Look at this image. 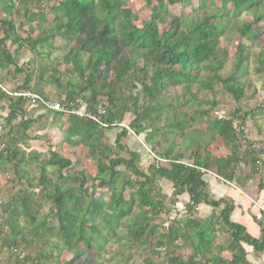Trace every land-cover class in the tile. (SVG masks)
Returning <instances> with one entry per match:
<instances>
[{"label":"trees","instance_id":"1","mask_svg":"<svg viewBox=\"0 0 264 264\" xmlns=\"http://www.w3.org/2000/svg\"><path fill=\"white\" fill-rule=\"evenodd\" d=\"M127 1L56 0L50 7L53 19L48 24L49 27L46 31L42 29L43 33L34 38L30 35L21 37L16 32L14 23L4 16L0 17V69L6 70L8 74L11 72L10 66H13L15 73L24 71L22 67L17 66L15 56L7 47V41L16 45L17 49L27 47L42 54V46L46 44L53 48V42L48 40L59 36L63 40V47L67 48L63 56L64 63L70 67L64 68V74H68L66 81L57 75L59 70L56 68L51 71L50 78H46L48 83H55L58 88L64 90L65 96L57 100H71L79 96L89 104L102 101L107 106V120L121 122L122 115L128 108L124 101L125 95L120 94L119 88L139 82L142 109L134 110V117L129 123L136 133L144 131L146 126L142 122L147 120L152 108L162 109L166 104L171 105V101L166 100L168 91L180 89L182 93L172 95V99L179 101L182 96L189 102L195 100L201 91H214L215 84L220 83L235 101L240 100L244 91L243 75L246 74L249 61L247 42L258 38L259 32L254 25L264 19V0H220V7L212 12L204 9L200 15L171 16L169 26L162 29L159 23L164 21L167 5L186 4L190 0H145L150 12L140 25L135 23L138 17L126 6ZM9 2L12 3V0ZM198 2L203 8L207 5L206 0ZM243 10L251 13V20L237 17ZM44 17V12L40 11L38 20H44ZM232 34L239 37L232 59L233 69L229 75L222 77L220 70L225 65L227 50L221 46L220 39ZM255 61L258 64L256 70L264 73V47L256 53ZM32 75V72H25V89L18 92H25L27 89L45 100H50L44 96L41 89L33 90L28 85ZM38 78L43 79L42 70ZM3 98L6 99L9 110L6 115V121L10 125L8 135L11 136L17 131L20 134V127L27 128L31 120L20 122V126H13L11 121L21 113L28 98L10 95L0 87V99ZM136 105L135 99L134 107ZM240 110L241 108H238L235 112ZM250 112L253 111L245 112L243 119ZM156 114L153 115L155 118ZM68 123L64 132L67 136L82 133L78 137L79 141L93 149L96 167L106 174L94 179L99 180L98 185L108 186L112 194L107 202L102 195H88L82 173L71 176V180L79 181L78 192H74L69 184L60 187L56 182L51 183L44 175L39 179L40 185L54 188V192H49L47 197L52 201L51 213L58 223L56 233L63 244L72 251L73 260L81 258L80 264H91V260L84 256L85 253L93 249L101 251L108 240L115 239L122 220L128 229L126 235L131 240L139 242L143 234L150 233L151 228H148L147 224L150 219L149 212L158 214L161 209V201L153 195L155 182L159 177L172 183L175 194H188L189 198L185 204L188 208L193 209L203 203L209 205L213 212L218 211L215 219L229 231V246L235 250L229 260L212 254L215 237V221L212 216L202 221L190 217L179 218L176 222L183 226H168V239L189 242L193 253L187 259L173 254L168 258L169 264H210L211 260L216 264H246L241 242L252 245L254 251H264V228L261 230L260 239L247 235L243 226L229 219L233 209L232 203L224 198L213 199L202 177L207 169L214 166L218 175L225 179L232 178L233 165L241 159L239 147L235 143L236 134L232 118H214L209 120L207 125L213 133L223 139L226 146H230L229 155L213 156L203 143L196 140L193 141L196 149L191 153V161L185 162L182 159L183 153L174 151L175 144L172 143L159 153V157L167 160L168 165L152 163L148 165L146 172L136 164L140 159L138 152L129 151L128 158L110 156L109 146L102 145L98 138L103 128L91 119L68 116ZM14 127L17 130H14ZM126 133L127 130L123 129L116 134V146L124 147L120 140ZM151 137L152 133L146 134L147 140L150 141ZM17 150L18 148H13L9 152L8 160L16 159ZM47 163L57 166V182L70 179L68 175L62 174L63 169L72 165L70 159L51 151ZM121 166L122 169L119 168ZM127 171L134 174V178L127 176ZM128 185L132 188L126 193ZM82 188L84 190H81ZM23 193L20 191L12 204L4 207L7 217L5 216L4 222L2 220L0 224V235L5 232L7 222L12 229L17 228V224L10 221L14 216H18L20 211L30 216L32 223L35 220L33 206H30L33 194ZM3 205L4 202L1 201L0 211ZM105 205L109 210L104 209ZM144 241L147 242L146 239ZM3 245H8L11 250L18 249L19 240L12 236V239L3 240ZM12 253L18 256L19 264H26V258ZM141 264L158 263L145 261Z\"/></svg>","mask_w":264,"mask_h":264},{"label":"rangeland","instance_id":"2","mask_svg":"<svg viewBox=\"0 0 264 264\" xmlns=\"http://www.w3.org/2000/svg\"><path fill=\"white\" fill-rule=\"evenodd\" d=\"M54 2L56 0H12V3L9 0H0V17L4 16L8 21L14 23L16 32L21 37L30 35L31 38H34L37 34L43 33L42 29L46 31L49 27L48 24L53 19L50 7ZM206 3L204 8L201 7L198 0H190L186 4L167 5L164 21L159 23V27L167 28L171 16L200 15L204 9L212 12L221 5L220 0H206ZM126 6L137 15L138 18L135 21L137 25H140L150 12L145 0H128ZM40 11L45 14L44 20H38ZM237 17L251 20L252 15L249 11L243 10ZM254 27L259 35L257 40L247 42L249 61L246 65V74L243 75V96L238 102L220 86V83L215 84L214 91H201L195 100L189 102L182 96L179 101L172 99V95L182 93L180 89L168 91L166 100L171 101V105L166 104L162 109L152 108L147 120L142 122L146 126L144 131L136 133L129 123L134 117V110L142 109V94L139 93L141 86L139 82H136V85L120 87L119 92L125 95L124 101L128 108L122 115V121L119 122L122 125L103 127L98 137L102 145L109 146L110 156L117 155L128 158L130 157L129 151L138 152L140 159L136 164L144 172L152 163L168 165V161L160 158L159 153L172 143L175 144L174 151L183 153L182 159L185 162L191 161V153L196 149V144L193 141L196 140L203 143L213 156H227L230 154V146H226L223 139L207 126L209 120L226 117L233 120L236 134L235 143L239 147L240 158L244 157V151H248L246 158L258 160L259 165L262 166L264 164V73L256 70L258 64L255 61V56L260 48L264 47V19ZM0 36H2L1 29ZM49 41L53 42L54 47L50 48L44 44L42 54L35 53L27 47L17 49L16 45L7 41V47L15 56L17 66L24 70L15 73L13 66H10L11 72L8 74L6 70L0 69V81L8 94L14 90L18 92L20 89H25L24 75L27 71L33 73L32 80L28 83L33 90L41 89L44 96L54 101L65 96L64 90L58 88L55 83H48L46 78H50L51 71L56 68L59 70L57 75L63 77L64 81L68 80V74H64V68L70 66L63 60L67 48L63 47V40L59 36H55ZM238 41L237 34L220 39L221 46L227 50L225 65L220 70L222 77L229 75L233 69L232 59ZM40 70H42V80L38 78ZM135 99L136 107H134ZM26 102H29L28 99ZM33 104L36 106V103ZM22 108L21 113L17 114L11 124L13 126L22 125L20 122H24L25 116L32 122L27 128L21 126L20 134L17 131L9 136L7 128L4 130L0 119V154L2 153L0 172L9 174V178L6 179L7 181L5 180L4 186L0 189V202H4L0 211V224H2V220L4 222L6 216L4 207L12 204L16 194L20 191L22 194H24L23 192L33 194L30 206H33L35 220L32 223L30 216L20 211V214L14 216L10 221L17 224L16 229H12L10 223L7 222L5 232L0 235V264H19L18 256L12 252L26 258V264H80L82 259L73 260L72 251L63 244L56 233L58 223L51 213L52 201L47 197L49 192H54V188L49 185H40L39 179L44 175V178L50 180L51 183L56 182L60 187H66L69 184L73 187L74 192H78L79 181L71 180V176L82 173L87 194L94 197L102 195L107 202L112 197L109 187L98 185L99 180L94 179V177H104L106 174L100 172L96 167L93 160V149L79 141L78 137L82 133L77 132L75 136H67L64 131L68 125L65 127L62 124L61 132L55 134L54 131L47 128L52 120L51 117L45 119L39 117V112H36L38 118H34V112L27 110L24 106ZM238 108L241 110L235 112ZM249 110L253 112L243 119L244 113ZM8 111L7 102L6 104H3V101L0 102V118H5L2 114L3 112L8 113ZM154 114H156V118L153 116ZM64 123L66 124V121ZM123 129H126L127 133L120 140V143L124 145L123 148H120L116 146L115 137ZM14 130L17 129L14 127ZM147 133H152L150 141L146 138ZM191 136H193L192 140ZM32 145L34 146L32 149L26 150ZM13 148H18L17 157L11 161L7 156ZM51 151L72 161V165L62 171V174L68 175L70 179L57 182V166L47 163ZM238 164L245 167L244 161ZM126 174L134 178V174L128 171ZM129 185L125 190L126 193L132 188ZM154 194L161 201V209L158 214L149 212L150 219L147 224L148 228H151V232L143 234L142 240L139 242L131 240L126 235L128 229L122 220L118 236L115 239L108 240L101 251L93 249L85 253L84 256L91 260V264H141L145 261L169 264L168 258L173 254L187 259L193 253L192 246L189 242L183 243L182 239L169 240L167 227L171 224L183 226V224L178 225L177 219L189 217L202 221L205 216H212L215 221V237L211 252H215L214 254L218 257L221 253L224 256H229L233 252L229 246V231L215 219L218 211L213 212L212 209L203 207L202 203L193 209L188 208L185 206L188 201L187 193L175 194L172 183L162 177H159L155 182ZM104 209L109 210L106 205ZM12 236H16V239L19 240L18 250L20 252L11 250L8 245H3V240L12 239ZM145 239L147 242L144 241ZM199 259L202 258L199 257ZM210 264L216 263L211 260Z\"/></svg>","mask_w":264,"mask_h":264},{"label":"crops","instance_id":"3","mask_svg":"<svg viewBox=\"0 0 264 264\" xmlns=\"http://www.w3.org/2000/svg\"><path fill=\"white\" fill-rule=\"evenodd\" d=\"M2 101L3 104H6L7 102L5 98L0 99V102ZM28 101L30 103L26 102L24 107L27 108V110L34 112V118H38L36 112H39V117L45 119L49 117L52 118L49 125H47V128L54 131L55 134L61 132L60 126L62 124L65 127L68 125V115L45 108L38 101ZM33 103H36V106ZM2 115L5 118H0L2 120L1 125L2 127L4 126V130L7 128V131L9 132L10 125L6 121L7 113L3 112ZM24 119L31 120L27 116H25ZM64 121H66V124ZM32 147L34 146H30L29 148H26V150L32 149ZM247 154L248 151H244V157L241 158L240 161L234 163L232 178L225 179L218 175L215 172L214 166L207 169L202 177L207 183V191L213 199L224 198L232 203L233 209L229 215L230 221L243 226L245 232L250 237L260 239L262 233L261 230L264 228V164L259 167L254 160H248L246 158ZM243 161L245 162V167L238 164L243 163ZM187 198H189L188 194ZM203 207L212 209L206 204H203ZM206 217L208 216H205V218ZM241 245L245 252L246 264H264V251H254L252 245L245 242H241ZM214 253L212 254L215 257H218ZM234 253L235 250H233L229 256H224L221 253L220 258L222 257L229 260Z\"/></svg>","mask_w":264,"mask_h":264},{"label":"built area","instance_id":"4","mask_svg":"<svg viewBox=\"0 0 264 264\" xmlns=\"http://www.w3.org/2000/svg\"><path fill=\"white\" fill-rule=\"evenodd\" d=\"M0 87L2 90H5L2 87V83H0ZM6 91V90H5ZM14 93V94H13ZM10 95H22L23 97H27L30 101H38L42 104L45 108L52 109L55 111H59L68 116H76L80 118H88L97 123L100 127H110V126H117L122 125L119 122H109L107 120L108 110L105 103L102 101L94 102L92 104L87 103L85 99L82 97H75L71 100H45L44 98L40 97L37 94L31 93L29 91L25 92H10ZM127 129L130 130L128 126ZM256 163L259 165V161L256 160ZM260 167V165H259ZM9 178V174L7 172L0 173V189L7 181L6 179ZM6 180V181H5ZM15 251L20 252L18 249L13 248ZM22 253V252H21ZM23 254V253H22ZM21 256V255H19Z\"/></svg>","mask_w":264,"mask_h":264}]
</instances>
